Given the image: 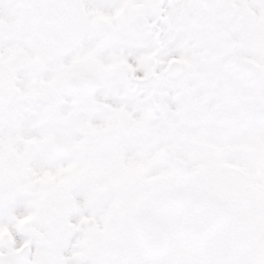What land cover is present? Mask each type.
I'll return each mask as SVG.
<instances>
[{
  "label": "snow or ice",
  "instance_id": "6c2138e0",
  "mask_svg": "<svg viewBox=\"0 0 264 264\" xmlns=\"http://www.w3.org/2000/svg\"><path fill=\"white\" fill-rule=\"evenodd\" d=\"M0 264H264V0H0Z\"/></svg>",
  "mask_w": 264,
  "mask_h": 264
}]
</instances>
